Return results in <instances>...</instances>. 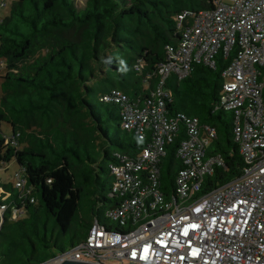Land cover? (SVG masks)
<instances>
[{"label": "trees", "instance_id": "obj_1", "mask_svg": "<svg viewBox=\"0 0 264 264\" xmlns=\"http://www.w3.org/2000/svg\"><path fill=\"white\" fill-rule=\"evenodd\" d=\"M9 4V13L0 16V60L9 69L1 83L0 168L15 160L26 184L0 183L5 193L0 205L7 207L0 216V264H43L67 250L65 240L71 246L81 241L95 219L106 223L104 208L118 205L109 197L116 155L134 157L147 145L123 129L122 104L103 98L119 90L130 102L145 104L160 83L168 49L180 44L177 18L213 9L214 0H88L83 8L75 0H0V12ZM235 55L220 52L215 68L193 65L187 78L172 76L165 85L170 117L184 114L216 130L207 153L221 156L225 165L205 179L202 194L245 169L234 116L220 108L223 74ZM3 123L10 125V137ZM187 138L181 122L166 147L161 190L168 198L176 193L183 167L177 151ZM87 162L95 165L96 188L90 217L80 218L84 188L77 174ZM51 219L56 236L46 226Z\"/></svg>", "mask_w": 264, "mask_h": 264}, {"label": "built area", "instance_id": "obj_2", "mask_svg": "<svg viewBox=\"0 0 264 264\" xmlns=\"http://www.w3.org/2000/svg\"><path fill=\"white\" fill-rule=\"evenodd\" d=\"M177 20L182 38L177 49H168L151 98L139 105L119 90L103 98L122 104L123 129L147 142L134 157L117 154L118 163L111 166L109 197L118 205L105 216L118 228L95 219L81 241L47 263L264 264V0H214L213 9L185 12ZM233 51L220 108L234 116L245 169L202 194L205 179L225 165L221 156L207 153L216 130L184 114L170 117L171 93L165 85L172 76L187 78L193 65L215 68L220 52L229 56ZM181 122L188 138L178 148L183 167L176 193L168 198L161 190V164ZM15 180L16 187L26 184L20 174ZM0 209L4 213L7 207Z\"/></svg>", "mask_w": 264, "mask_h": 264}, {"label": "rangeland", "instance_id": "obj_3", "mask_svg": "<svg viewBox=\"0 0 264 264\" xmlns=\"http://www.w3.org/2000/svg\"><path fill=\"white\" fill-rule=\"evenodd\" d=\"M78 7L83 8L85 7L86 3L88 0H75ZM10 9V4L8 5V7L0 12V16L1 17H5L8 13ZM9 71L5 61H1L0 60V102H1V97H2V90H1V83H2V78L6 76L7 72ZM14 73H17L19 70L15 69V70H11ZM2 131L5 134L6 137H10L12 135L11 133V127L9 124L7 123H3L2 125ZM93 150V155L95 158L98 159V154H99V147L98 146H94ZM98 153V154H97ZM93 169V170H92ZM94 170H96L95 165L87 162L86 166L77 174L78 177V181L81 184V186L84 188V197L82 200V207H81V213L79 215L80 218L85 217L88 218L90 217V204H91V199H92V190L96 188V185L94 184V179L96 177ZM19 172V165L17 164V162L15 160L11 161L10 163L3 165L0 168V183L1 184H12L13 186L15 184H17L15 177H16V173ZM101 176L104 175V173H100ZM114 180V178H113ZM16 186V185H15ZM5 195L3 189H0V198H3V196ZM2 201V199H1ZM4 201V200H3ZM104 214L106 213L107 209L104 208ZM1 214H3V209H0V216ZM25 219L28 218L27 215L24 216ZM36 222L38 223L39 221L36 220ZM43 222H41L42 225ZM106 224H110L114 229H117L118 226L117 224L111 223L110 221H106ZM14 226V225H13ZM46 226H48L49 228V233H51V235H57V231L55 230V224L54 221L51 219V221H47ZM18 227L22 230V231H26L29 230L26 229H22L19 225ZM8 231V230H6ZM31 235V234H30ZM33 235V234H32ZM79 237H84V234H80ZM1 245V242H0ZM64 245L66 247V249H70L72 246L69 244L68 240L64 241ZM60 253V251H57Z\"/></svg>", "mask_w": 264, "mask_h": 264}, {"label": "water", "instance_id": "obj_4", "mask_svg": "<svg viewBox=\"0 0 264 264\" xmlns=\"http://www.w3.org/2000/svg\"><path fill=\"white\" fill-rule=\"evenodd\" d=\"M43 264H53V263H43ZM60 264H93V263H85V262H77V261H65L63 263Z\"/></svg>", "mask_w": 264, "mask_h": 264}]
</instances>
